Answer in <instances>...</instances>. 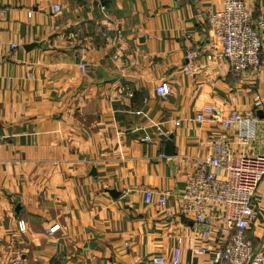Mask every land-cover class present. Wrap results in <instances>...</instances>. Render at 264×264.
Segmentation results:
<instances>
[{
	"label": "crops",
	"instance_id": "obj_1",
	"mask_svg": "<svg viewBox=\"0 0 264 264\" xmlns=\"http://www.w3.org/2000/svg\"><path fill=\"white\" fill-rule=\"evenodd\" d=\"M244 1L264 16V0ZM223 2L0 0V264H155L177 247L185 264H210L225 238L198 252L185 175L215 136L234 156L264 155V71L234 77L198 17ZM207 106L216 119L197 123ZM232 111L259 120L245 150L220 122ZM258 194L247 236L264 251V181Z\"/></svg>",
	"mask_w": 264,
	"mask_h": 264
},
{
	"label": "built area",
	"instance_id": "obj_2",
	"mask_svg": "<svg viewBox=\"0 0 264 264\" xmlns=\"http://www.w3.org/2000/svg\"><path fill=\"white\" fill-rule=\"evenodd\" d=\"M198 17L209 23L211 31L220 37L222 55L228 61L234 77L264 71V16L256 17L253 8L244 0H224L220 11L201 13ZM13 48H17V45H13ZM186 57L190 61L195 55L189 51ZM184 69L189 73L193 70L189 63ZM157 93L166 98L170 95V87L163 82L158 85ZM215 116V109L207 106L197 113L195 121L203 123L216 119ZM220 122L225 132L238 128L237 143L243 150L257 138L259 120L252 114L245 116L232 111ZM160 134L167 136L162 131ZM193 165V171L185 175L180 198L181 214L193 216L203 228L202 236L207 245L198 252L204 253L209 249L215 235L224 237L225 243L214 252L210 264H264V251L256 248L247 236L251 223L259 214L254 202L264 181V155L243 152L234 156L232 143L224 134L212 137L206 159ZM152 198L153 192L146 191L145 202L149 204ZM158 202L165 207L166 195H161ZM17 227L24 232L26 223L20 220ZM58 228L52 227L49 234ZM153 262L185 264L180 247L174 249L169 262L161 256L154 257ZM19 263V260L15 262Z\"/></svg>",
	"mask_w": 264,
	"mask_h": 264
},
{
	"label": "water",
	"instance_id": "obj_3",
	"mask_svg": "<svg viewBox=\"0 0 264 264\" xmlns=\"http://www.w3.org/2000/svg\"><path fill=\"white\" fill-rule=\"evenodd\" d=\"M166 147H167V153L171 155L172 149H173V144H172L171 140L167 141Z\"/></svg>",
	"mask_w": 264,
	"mask_h": 264
}]
</instances>
